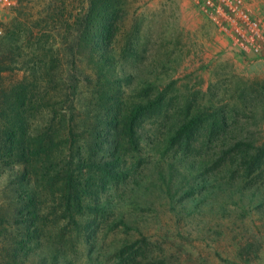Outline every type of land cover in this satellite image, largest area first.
I'll return each mask as SVG.
<instances>
[{
    "label": "trees",
    "instance_id": "1",
    "mask_svg": "<svg viewBox=\"0 0 264 264\" xmlns=\"http://www.w3.org/2000/svg\"><path fill=\"white\" fill-rule=\"evenodd\" d=\"M120 2L83 0L67 15V1L55 0L48 18L41 13L32 27L0 36L12 41L7 49L22 61L13 67L24 73L6 85L2 74L10 67L0 70V264H31L35 257L38 264H76L70 254L79 247L82 264H109L94 253L105 228L119 238L114 264H158L148 254L138 260L135 234L145 235L132 224L137 217L119 206L127 191L131 199L141 190L160 200L171 195L176 168L168 151L185 159L187 177L198 180L183 197L192 211L206 203L201 187L222 186L206 169L212 161V170L235 166L232 179L250 178L264 165V143L230 125L234 111L189 110L169 126L158 79L137 81V68L117 55ZM205 115L217 117L205 134L214 145L201 140L197 125ZM151 167L158 173L150 182ZM50 239L56 249L33 255L32 243Z\"/></svg>",
    "mask_w": 264,
    "mask_h": 264
},
{
    "label": "rangeland",
    "instance_id": "2",
    "mask_svg": "<svg viewBox=\"0 0 264 264\" xmlns=\"http://www.w3.org/2000/svg\"><path fill=\"white\" fill-rule=\"evenodd\" d=\"M66 1L67 15L80 10L83 2ZM54 2L16 0L14 7L0 9V36L18 31L24 23L32 27L35 20L41 19V13L48 18L47 7ZM120 3L122 12L118 19H123V24L119 25L117 35V55L124 64L137 68V81L147 80L151 74L152 80L158 79L157 89L164 93L163 108L168 111L169 126H178L182 115L189 110L201 109L213 114L234 111L230 125L238 124V128L242 125L250 138L264 143V0H241L243 8L259 22L252 41L243 45L236 39L234 28L224 22L219 25L204 12L198 0H121ZM48 20V26H54ZM25 38L26 34H21L20 46L27 42ZM11 42L0 38V70L10 67L2 74L6 85L24 76L23 71H15L13 67L22 61L7 49ZM79 62L77 59L76 63ZM216 120L217 117L205 115L197 125L201 128V140H212L213 145L215 138L206 140L205 134L208 138V129ZM151 126H146L144 136ZM204 148L213 154L211 149ZM168 155L171 157L166 160L170 159L176 168L171 195L160 200L157 195L153 197L154 191L141 190L137 195L141 199L137 200V196L131 199L127 191L124 203L119 206L122 212L137 217L132 224L145 235L134 233L140 242L135 248L140 250L138 260L148 254L158 264H264V165L250 178L236 174L237 178L232 179L235 166L230 170H212L215 162L212 161L206 169L213 175L214 184L218 177L222 186L216 184L215 190L201 187L199 193H203L206 203L192 211V204L184 202L183 197L188 186L198 180L187 177L185 159L173 150ZM151 170L152 167L148 171L150 182L158 173L157 169ZM112 230L105 228L98 233L96 246L99 247L94 251L109 264L120 260L115 259L119 238L114 237ZM30 246L36 256L56 249L54 239L40 240ZM82 252L83 248L79 247L70 254L74 263L82 264ZM31 264H38V258Z\"/></svg>",
    "mask_w": 264,
    "mask_h": 264
},
{
    "label": "built area",
    "instance_id": "3",
    "mask_svg": "<svg viewBox=\"0 0 264 264\" xmlns=\"http://www.w3.org/2000/svg\"><path fill=\"white\" fill-rule=\"evenodd\" d=\"M198 2L204 12L209 14L219 25L224 22L232 26L236 33V39L242 41V45L252 41L253 32L259 26V22L250 11L243 8L241 0H198ZM15 5L16 0H0V9H9Z\"/></svg>",
    "mask_w": 264,
    "mask_h": 264
}]
</instances>
